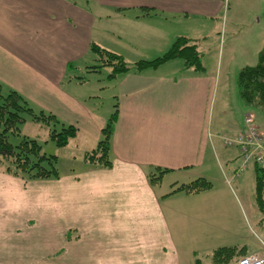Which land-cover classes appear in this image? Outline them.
I'll use <instances>...</instances> for the list:
<instances>
[{"label":"crops","instance_id":"1","mask_svg":"<svg viewBox=\"0 0 264 264\" xmlns=\"http://www.w3.org/2000/svg\"><path fill=\"white\" fill-rule=\"evenodd\" d=\"M226 1L0 0L2 90L75 125L86 144L78 169L58 177L26 179L0 167V264H218L219 247L234 248V257L264 250V235L245 236L234 221L229 189L174 191L213 179L214 155L238 160L223 137L242 127L213 130L216 79L207 67L174 59L114 78L110 70L105 86L93 90L78 74L96 62L92 43L129 62L155 59L182 35L200 50L205 27L197 22L220 16ZM106 90L111 104L103 110ZM116 105L112 163L94 167L85 155ZM164 169L163 178L188 180L164 188L151 176ZM262 219L256 215V223Z\"/></svg>","mask_w":264,"mask_h":264},{"label":"rangeland","instance_id":"2","mask_svg":"<svg viewBox=\"0 0 264 264\" xmlns=\"http://www.w3.org/2000/svg\"><path fill=\"white\" fill-rule=\"evenodd\" d=\"M225 11L205 25L197 22L198 28L205 27L203 43L200 44L202 60L208 71L215 77L216 83L212 94L211 115L213 130H227L243 127L245 114L253 112L261 131L264 133V114L257 108L247 106L240 97L238 76L245 66L255 65L259 50L264 45V0H227ZM192 26V24H190ZM93 63H96L93 61ZM92 63V64H93ZM91 65V64H90ZM94 65V64H93ZM111 67H104L100 72H88L84 68L80 77H89L91 83L85 86L87 90L105 86ZM103 110H108L111 104L110 91L101 93ZM50 126L44 121H35L30 116L20 125V130L10 134L13 143H19L25 136L36 139L42 145V151L57 155L59 171L77 170L82 161V149L86 147L81 133L73 137L66 147H59L50 139ZM229 155L234 151L230 150ZM3 164V163H2ZM1 164V166H2ZM239 160L226 161L225 157L213 156L212 182L214 187L229 189L236 201L233 208V218L245 236L256 238V234L264 235V204L262 208L256 194V167L250 165L240 176L232 179ZM5 166V163L2 167ZM230 184L225 183L226 176ZM39 179V178H38ZM176 180H188L179 174H171L163 178V187L169 188ZM264 196V194H263ZM252 209V212L250 211ZM261 215V224L256 223V215ZM241 231V230H239ZM236 259L232 264H236ZM204 264L210 263L206 258Z\"/></svg>","mask_w":264,"mask_h":264},{"label":"trees","instance_id":"3","mask_svg":"<svg viewBox=\"0 0 264 264\" xmlns=\"http://www.w3.org/2000/svg\"><path fill=\"white\" fill-rule=\"evenodd\" d=\"M144 14H148L149 8L144 7ZM92 52L96 55V63L90 65V72H100L104 67H111L110 78L119 74L134 70L143 71L147 68L157 66L174 59H181L187 68L194 67L197 71H204L202 52L198 48L195 39L189 36H178L171 46L155 59H141L129 62L120 53L111 51L92 43ZM83 78V77H82ZM240 97L247 106L257 107L264 114V45L258 53V61L255 65L243 67L238 80ZM35 121H44L50 126V139L59 147H65L70 140L78 134V128L72 124H65L53 113L44 110L35 111L30 102L15 90L4 92L0 85V167L5 171L20 175L26 179H45L58 177L60 174L57 166V155L47 154L42 151V145L34 139L25 136L19 143L10 140V134L20 130V125L27 121L28 117ZM118 117V108L110 115L106 126L103 128V138L98 142L96 148L85 155L87 163L94 167H109L111 165L110 149L111 137L114 131L115 121ZM3 163V164H2ZM2 164V166H1ZM256 194L262 208L264 204V173L256 167ZM167 171L160 170L152 176V181H161ZM213 182L207 178H197L189 183H183L174 191L184 190L187 193H199L210 189ZM235 256L232 247H219L214 258L218 264H236L240 257ZM243 256V255H242ZM241 256V257H242Z\"/></svg>","mask_w":264,"mask_h":264},{"label":"built area","instance_id":"4","mask_svg":"<svg viewBox=\"0 0 264 264\" xmlns=\"http://www.w3.org/2000/svg\"><path fill=\"white\" fill-rule=\"evenodd\" d=\"M244 126L232 135L223 137L225 146L238 150L239 165L234 176H240L250 165L259 167L264 173V133L253 112L245 114ZM264 249V240H262ZM238 264H264V250L240 257Z\"/></svg>","mask_w":264,"mask_h":264}]
</instances>
